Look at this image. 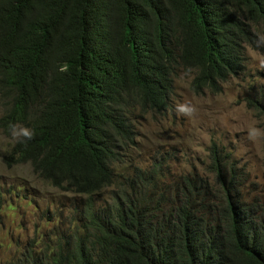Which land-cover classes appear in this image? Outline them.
Listing matches in <instances>:
<instances>
[{"label": "trees", "instance_id": "trees-1", "mask_svg": "<svg viewBox=\"0 0 264 264\" xmlns=\"http://www.w3.org/2000/svg\"><path fill=\"white\" fill-rule=\"evenodd\" d=\"M261 36L264 0H0V131L34 133L4 162L87 197L70 245L13 264H264V204L242 198L224 149H209L213 185L184 174L174 195L155 168L116 173L136 111L168 116L179 73L196 95L219 93ZM247 103L264 119V90Z\"/></svg>", "mask_w": 264, "mask_h": 264}, {"label": "rangeland", "instance_id": "rangeland-1", "mask_svg": "<svg viewBox=\"0 0 264 264\" xmlns=\"http://www.w3.org/2000/svg\"><path fill=\"white\" fill-rule=\"evenodd\" d=\"M258 50L246 46L243 51L245 70L241 76L229 78L216 94L190 91L191 75L179 73L172 84L169 98L171 110L164 114L139 118L134 146L122 152V163L116 173L125 179L134 176L132 168L148 170L163 160V170L170 177L184 174L214 184L210 173L209 149L213 144L224 149L235 169L238 191L245 202L264 204V119L248 106V99L260 98L264 90V43ZM195 108L192 117L178 115L179 104ZM2 111L0 108V116ZM256 128L260 135L249 138ZM16 138L0 131V264H13L29 250L40 255L57 250L68 243L72 228L79 224L78 214L85 208L87 197L63 193L35 176L29 165L6 166L4 159ZM193 178V179H196ZM114 186L91 197L96 208L110 205ZM67 245V247H68Z\"/></svg>", "mask_w": 264, "mask_h": 264}, {"label": "clouds", "instance_id": "clouds-1", "mask_svg": "<svg viewBox=\"0 0 264 264\" xmlns=\"http://www.w3.org/2000/svg\"><path fill=\"white\" fill-rule=\"evenodd\" d=\"M260 42L264 43V36L260 37ZM260 66L264 67V61H261ZM176 111H177L178 115H183L185 117H192L195 113V108L193 106H191L190 104L185 103V104L177 105ZM10 127L12 129L13 137L16 138L18 142H22L21 138H26L25 141H23V142H26V140H30L34 136V133L26 127H18L16 125H12ZM248 135H249L250 139L255 140L260 135V130L256 129V128H251L249 130ZM136 136H135V138H136ZM134 143H135V140H134ZM158 162H159V160H158ZM158 162L154 163L153 166L158 164ZM153 166L148 170V172L154 170V168H155V171H156L157 177H158V184L160 186V192L163 190H166L168 193H171L172 195H174L175 194L174 184L178 181L180 176L178 178L170 177L169 173H166L163 170L162 164H160L158 167H153ZM143 171L146 172L145 170H143ZM148 172H146V175ZM181 176H183V175H181ZM61 245H63V244H61Z\"/></svg>", "mask_w": 264, "mask_h": 264}]
</instances>
